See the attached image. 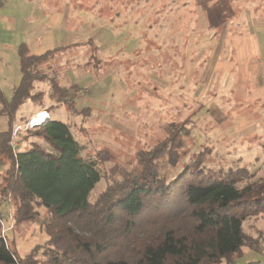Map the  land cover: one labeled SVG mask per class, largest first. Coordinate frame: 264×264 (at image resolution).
Segmentation results:
<instances>
[{"label": "rangeland", "instance_id": "rangeland-1", "mask_svg": "<svg viewBox=\"0 0 264 264\" xmlns=\"http://www.w3.org/2000/svg\"><path fill=\"white\" fill-rule=\"evenodd\" d=\"M3 2L4 95L10 99L21 79V43L30 54L68 46L40 68L62 86L79 85L77 107L91 108L87 115L71 113L52 96L50 79L36 82L34 91L44 95L19 109L17 149L40 126L32 124L37 113H29L49 109L71 126L83 154L98 159L102 178L91 199L137 163L139 150L170 147L175 136L181 159L172 166L165 158L169 178L203 152L210 168L245 165L257 173L254 179H264V0ZM6 128L0 115V130ZM0 208V234L21 256L48 238L39 221L17 223L11 196ZM244 230L264 240V215L249 218ZM249 253L242 261L252 260L255 252Z\"/></svg>", "mask_w": 264, "mask_h": 264}, {"label": "trees", "instance_id": "trees-1", "mask_svg": "<svg viewBox=\"0 0 264 264\" xmlns=\"http://www.w3.org/2000/svg\"><path fill=\"white\" fill-rule=\"evenodd\" d=\"M66 48L30 54L21 43L20 82L10 99L0 89V115L7 118L0 130V202L11 196L17 223L39 221L48 236L21 256L0 234V264H237L245 247L263 251V235L245 232L244 224L264 215V179H254L245 165L210 168L200 152L169 178L165 158L172 166L181 159L175 136L170 147L139 150L137 163L91 199L102 172L69 124L51 116L22 137L23 148L14 146L19 109L44 95L34 91L36 82L50 79L52 96L69 112H91L77 107L79 85L62 86L40 68Z\"/></svg>", "mask_w": 264, "mask_h": 264}, {"label": "crops", "instance_id": "crops-1", "mask_svg": "<svg viewBox=\"0 0 264 264\" xmlns=\"http://www.w3.org/2000/svg\"><path fill=\"white\" fill-rule=\"evenodd\" d=\"M34 110V109H33ZM39 110H41V109H37L36 111H31L29 114H30V117L34 114V113H37ZM47 113H49V119H50V117H51V112H49V110L47 111ZM38 114V113H37ZM48 119V120H49ZM47 120V121H48ZM44 124V123H43ZM249 251H254V250H252V249H250V248H248V247H245L244 248V253H243V256H245V255H250L251 253H249ZM255 252V255L253 256V258H252V260L249 262L248 261V259H245L244 261H242V257L240 258V259H238V261H237V264H257V262H259L261 259H262V256H263V253H264V249H263V251H261V252H256V251H254ZM247 253H249V254H247Z\"/></svg>", "mask_w": 264, "mask_h": 264}, {"label": "bare ground", "instance_id": "bare-ground-1", "mask_svg": "<svg viewBox=\"0 0 264 264\" xmlns=\"http://www.w3.org/2000/svg\"><path fill=\"white\" fill-rule=\"evenodd\" d=\"M49 116L50 115L47 112H40L34 116V118L32 120V124L34 126L41 125L49 119Z\"/></svg>", "mask_w": 264, "mask_h": 264}, {"label": "built area", "instance_id": "built-area-1", "mask_svg": "<svg viewBox=\"0 0 264 264\" xmlns=\"http://www.w3.org/2000/svg\"><path fill=\"white\" fill-rule=\"evenodd\" d=\"M259 264H264V253H263V259Z\"/></svg>", "mask_w": 264, "mask_h": 264}]
</instances>
